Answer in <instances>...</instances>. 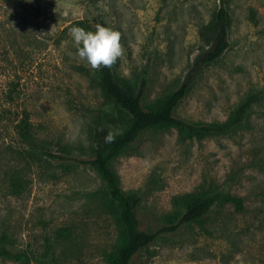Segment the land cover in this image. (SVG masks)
I'll return each instance as SVG.
<instances>
[{"label":"rangeland","instance_id":"1","mask_svg":"<svg viewBox=\"0 0 264 264\" xmlns=\"http://www.w3.org/2000/svg\"><path fill=\"white\" fill-rule=\"evenodd\" d=\"M98 1L122 33L117 76L128 83L146 77L144 106L180 86L202 52L199 28L219 5ZM229 2V47L200 73L174 115L221 123L249 96L257 101L225 134L148 130L111 162L121 188L138 197L141 230L158 231L175 218L183 195L216 198L201 221L160 234L132 264H264V0ZM89 16L86 4L71 0H0V240L4 235L18 253L0 264H109L121 243L104 182L79 162L95 149L93 118L121 130L120 112L66 30ZM21 120L36 132L37 146L18 134ZM41 146L66 160L48 158Z\"/></svg>","mask_w":264,"mask_h":264},{"label":"trees","instance_id":"2","mask_svg":"<svg viewBox=\"0 0 264 264\" xmlns=\"http://www.w3.org/2000/svg\"><path fill=\"white\" fill-rule=\"evenodd\" d=\"M71 1L78 5L86 4L90 16L71 21L66 30H71L72 27H82L87 31H95L97 24L110 27L106 21L104 8L98 0ZM251 17L253 18L252 14ZM231 23L229 0H219V5L213 12L211 20L199 28L202 52L195 58L182 83L176 90L167 93L150 105L142 104L146 88L144 75L136 82L128 83L117 76L115 66L96 70L98 85L104 97L111 100L121 114V130L113 143H105L104 138L109 129L98 118H93L91 136L95 142V149L91 158L79 162L92 167L104 182L106 199L113 207L122 228L121 243L110 255L109 264H132L136 254L154 243L160 234L173 233L184 225L201 221L216 203V198L207 194L183 195L175 200V203L182 205V211L175 218L168 219V223L158 231L141 230L136 212L138 197L134 193H126L121 188L118 175L112 169L111 162L129 149L148 130L175 128L187 136L203 138L222 135L242 125L257 101L256 96H249L245 99L229 118L221 123H192L174 115L176 107L187 96L200 73L216 62L228 49ZM80 70L89 71L82 67ZM17 129L23 140L29 145L37 146L36 132L27 120H21ZM39 149L54 161L66 160L61 155L43 150L42 146ZM20 185L18 180L13 183L17 190L21 187ZM229 200L232 199L229 198ZM17 254L6 244L5 236H1L0 257L12 258Z\"/></svg>","mask_w":264,"mask_h":264},{"label":"clouds","instance_id":"3","mask_svg":"<svg viewBox=\"0 0 264 264\" xmlns=\"http://www.w3.org/2000/svg\"><path fill=\"white\" fill-rule=\"evenodd\" d=\"M70 35L77 46L76 55L86 60L93 70L112 68L125 55L122 33L111 27L97 24L95 31L72 27ZM117 135L118 131L109 130L104 138L105 143H113Z\"/></svg>","mask_w":264,"mask_h":264}]
</instances>
